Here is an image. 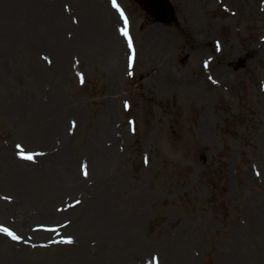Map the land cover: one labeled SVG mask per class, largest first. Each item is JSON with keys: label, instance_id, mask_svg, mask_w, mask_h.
<instances>
[{"label": "rangeland", "instance_id": "obj_1", "mask_svg": "<svg viewBox=\"0 0 264 264\" xmlns=\"http://www.w3.org/2000/svg\"><path fill=\"white\" fill-rule=\"evenodd\" d=\"M169 2L162 23L136 0H0V189L29 211L0 218L20 237L0 233V264L77 261L73 213L49 244L30 217L57 212L46 187L2 186L60 144L58 169L87 171L81 202L126 227L88 248L98 264H264V0Z\"/></svg>", "mask_w": 264, "mask_h": 264}, {"label": "bare ground", "instance_id": "obj_2", "mask_svg": "<svg viewBox=\"0 0 264 264\" xmlns=\"http://www.w3.org/2000/svg\"><path fill=\"white\" fill-rule=\"evenodd\" d=\"M81 41H88L85 32L79 39V42ZM41 43L44 44V40ZM105 44L106 48H111L115 43L111 42L108 38V41L105 40ZM67 150L68 148L65 144H60L56 146V150L51 149L35 157L36 160L33 162L36 165L19 160L15 166L12 165L10 169L7 168L5 181L2 183V186H11L15 190H19V188L27 190V187L41 182L47 189L48 198L56 201V213L60 214L50 213L43 215V213H37L36 211L34 213L33 210L35 209H33L30 215L31 219L45 221V223L32 224L33 228L39 227L42 230H46L39 232L35 229L37 237H42L44 242L48 241L49 244H52L55 237L49 236L51 234L49 230L55 229L59 224L63 223V221L58 222L54 219L63 215H69L72 212V221L60 225L65 236V241L71 240V243L67 242V244L74 249L72 257L77 259L76 262L69 261V264H98V255L89 252L88 248L101 241L116 239L118 237L122 238L126 227L118 210L111 205H104L102 198L81 202L79 196L80 190L83 188L84 183L89 181L87 180V171L72 166V164H68L63 171L58 169L57 162L67 158ZM103 154L101 151L96 154L94 157L96 163L103 157ZM90 171L94 176L96 175L97 170L95 167H91ZM9 199L11 197L0 189V218H7L9 220L8 223L14 224L16 227L18 222L23 221L26 217L25 215H29V211L26 212L23 207L24 201L21 206L19 205V213H16L10 209L11 207L8 205ZM9 211L13 214L14 219H16L14 222H11L13 219H10L7 214ZM69 218L68 216V220ZM84 259H87V261Z\"/></svg>", "mask_w": 264, "mask_h": 264}, {"label": "water", "instance_id": "obj_3", "mask_svg": "<svg viewBox=\"0 0 264 264\" xmlns=\"http://www.w3.org/2000/svg\"><path fill=\"white\" fill-rule=\"evenodd\" d=\"M145 3L152 11L155 19L163 23H170L174 19L172 6L167 0H137Z\"/></svg>", "mask_w": 264, "mask_h": 264}, {"label": "snow or ice", "instance_id": "obj_4", "mask_svg": "<svg viewBox=\"0 0 264 264\" xmlns=\"http://www.w3.org/2000/svg\"><path fill=\"white\" fill-rule=\"evenodd\" d=\"M112 4H113V7H117V5H116V0H112ZM121 16H123V13H121ZM122 34L125 35V36H127V32L122 31ZM129 47L131 48V41H130V40H129ZM23 158L31 159L32 157L29 155V156H26V157H23ZM0 233H3V234H5V235L9 236V237H10L11 239H13V240H19V239H20V237L17 236V235H16L14 232H12L11 230H9V228L4 227V226H2V225H0ZM62 242H63V241H62ZM67 242H68V243H71V240L69 239Z\"/></svg>", "mask_w": 264, "mask_h": 264}]
</instances>
